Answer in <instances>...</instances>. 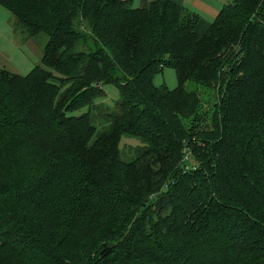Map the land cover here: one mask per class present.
<instances>
[{
  "label": "trees",
  "instance_id": "16d2710c",
  "mask_svg": "<svg viewBox=\"0 0 264 264\" xmlns=\"http://www.w3.org/2000/svg\"><path fill=\"white\" fill-rule=\"evenodd\" d=\"M0 5L45 35L40 64L0 67V264H264V0L201 33L171 0Z\"/></svg>",
  "mask_w": 264,
  "mask_h": 264
},
{
  "label": "rangeland",
  "instance_id": "374dc122",
  "mask_svg": "<svg viewBox=\"0 0 264 264\" xmlns=\"http://www.w3.org/2000/svg\"><path fill=\"white\" fill-rule=\"evenodd\" d=\"M189 1L185 0L183 3L190 9ZM227 1L211 0L210 4L217 7L219 3L222 4ZM143 3H145V0H131V6H139ZM197 13L201 26L205 24V21L209 22L211 20L210 14L212 12L207 9L202 8ZM18 31L15 28L12 15L0 5V67L17 74H25L32 66L40 64L45 35L38 33L36 36L26 38L23 33ZM152 82L155 85L164 84L167 88H173L176 85L173 69L167 66L162 67L160 71L153 75ZM186 85L189 86L190 83L188 82ZM102 89L104 96L97 99V103L93 105L92 113L94 115H99L105 110L114 109V101L120 94L118 89L111 83L103 84ZM140 146L141 143L137 138L123 135L119 142L122 159H128Z\"/></svg>",
  "mask_w": 264,
  "mask_h": 264
},
{
  "label": "crops",
  "instance_id": "0c3cea01",
  "mask_svg": "<svg viewBox=\"0 0 264 264\" xmlns=\"http://www.w3.org/2000/svg\"><path fill=\"white\" fill-rule=\"evenodd\" d=\"M139 1H141V0H139ZM148 1H149V0H145V3H143L142 5H139L138 7H140V6H144ZM171 1H173L174 3H176V4H178V5L182 6V7H185V8H187V9H189V8L186 7V6L184 5V3H183L185 0H171ZM210 1H211V0H190V1H189V4H190L191 7H190L189 10H192V11H194V12L197 13L198 11H200V9L202 10V8H205V9H207L208 11L212 12V14H210V16H211V20H212V18L215 16V14L217 13L218 9L220 8V6H221L223 3H222V4L219 3L218 6H217V3H216V6H217V7H215V6H213L212 4H210ZM130 2H131V0H130ZM197 15H198V13H197ZM211 20H210V21H211ZM210 21H209V22L205 21V24L201 26V25L199 24L201 21H200L199 15H198V20H197V22H196V24H195V26H194V30H195L196 32H198V33L203 32V31L205 30V28L209 25ZM197 25H198V26H197Z\"/></svg>",
  "mask_w": 264,
  "mask_h": 264
}]
</instances>
